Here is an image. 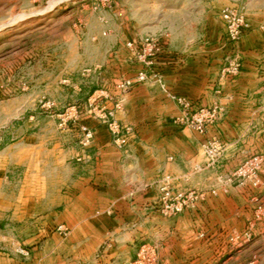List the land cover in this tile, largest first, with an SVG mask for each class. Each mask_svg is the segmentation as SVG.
I'll use <instances>...</instances> for the list:
<instances>
[{"label": "rangeland", "instance_id": "obj_1", "mask_svg": "<svg viewBox=\"0 0 264 264\" xmlns=\"http://www.w3.org/2000/svg\"><path fill=\"white\" fill-rule=\"evenodd\" d=\"M0 264H264V0H0Z\"/></svg>", "mask_w": 264, "mask_h": 264}, {"label": "built area", "instance_id": "obj_2", "mask_svg": "<svg viewBox=\"0 0 264 264\" xmlns=\"http://www.w3.org/2000/svg\"><path fill=\"white\" fill-rule=\"evenodd\" d=\"M230 13H227V12H223V14H222V18L224 19V20H229L230 19ZM178 102H180V100H178ZM113 133H115V134H117L118 135V131L117 130H115V131H113ZM89 136V135H88ZM116 145L119 147V148H122V147H124L125 146V144H126V140L122 137V136H118L117 137V139H116Z\"/></svg>", "mask_w": 264, "mask_h": 264}, {"label": "crops", "instance_id": "obj_3", "mask_svg": "<svg viewBox=\"0 0 264 264\" xmlns=\"http://www.w3.org/2000/svg\"><path fill=\"white\" fill-rule=\"evenodd\" d=\"M70 196V195H69ZM79 197H81V193H79V195L76 197V195L74 194V195H71V198L72 199H77V198H79ZM70 197H69V200L71 199Z\"/></svg>", "mask_w": 264, "mask_h": 264}]
</instances>
